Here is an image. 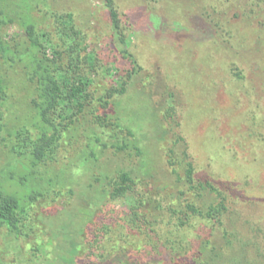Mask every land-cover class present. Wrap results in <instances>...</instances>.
Segmentation results:
<instances>
[{"label":"rangeland","instance_id":"1","mask_svg":"<svg viewBox=\"0 0 264 264\" xmlns=\"http://www.w3.org/2000/svg\"><path fill=\"white\" fill-rule=\"evenodd\" d=\"M48 1L49 5L41 6L34 15L60 44V49L64 50V41L72 42L74 29L63 27L58 15L71 14L72 25L84 35L82 46L96 48L104 60L119 62L108 43L113 32L104 0ZM115 2L127 43L144 69L131 80L125 94L112 99L111 113L134 131L135 137L130 139L138 140L144 148V157L153 165L157 183L165 184L168 177L166 151L172 131L165 135L163 129L170 127L164 117L170 102L181 107L176 118L185 124L188 139L201 161L205 162L213 152L216 167L224 175L241 172L254 178V188H247L245 197H240L234 206L237 218L233 227L236 231L241 228L238 234L241 240L224 249L220 264H264V136L257 135L264 131V123L261 116L253 121L246 116L253 106L246 101L264 98V3L243 16L239 6L225 8L221 0L218 8L226 15L223 21L233 29L232 34L216 25L214 19L219 13L207 14L211 10L210 0ZM6 32L11 43L23 39L22 29L17 25ZM245 42L248 45L241 57L250 64L247 78L240 86L230 75L231 64L226 66L223 49L234 46L236 53L243 50ZM111 65L105 64L99 73L92 75L93 104L64 132L51 158L35 168L40 184L32 176L25 184L19 179L26 173L22 165L28 160L20 153L27 144L18 133L23 132L25 125H29L31 132H37L31 126L36 115L33 85L17 65H4L9 98L0 140V174L7 182L14 175L12 189L23 198L27 211L20 231L0 225L2 264H85L88 230L104 199L96 177L114 173L123 166L136 167L139 162L135 155L116 152L112 144L117 138L111 136L112 130L97 128L90 112L99 106L97 98L119 80L114 69L108 70ZM166 89L175 92V97L170 98ZM95 131L108 147L95 142ZM255 187L263 188L260 191ZM35 188L43 194L30 200ZM243 219L249 220L250 225L243 226ZM216 241L220 244L226 241L221 232ZM121 259L114 256L91 264H121Z\"/></svg>","mask_w":264,"mask_h":264},{"label":"trees","instance_id":"2","mask_svg":"<svg viewBox=\"0 0 264 264\" xmlns=\"http://www.w3.org/2000/svg\"><path fill=\"white\" fill-rule=\"evenodd\" d=\"M220 1L210 0L211 10H207V14L219 13L214 19L216 25L224 32L233 34V29L223 21L226 15L218 8ZM104 2L113 32L108 43L111 52L120 59L119 62L104 60L96 48L83 47L84 35L73 26L71 14L58 15L63 27L74 29L72 42L64 41V50L60 49V44L48 34L34 15L41 6L49 5L48 0H0V140L9 98L4 65H17L32 83L36 95V115L31 126L37 132H31L29 125H25L23 132L18 133L23 143L27 144L25 150L20 151L23 158L28 160L22 165L26 173L19 176L20 182L25 184L31 176L32 180L38 178L35 168L51 158L64 132L93 104L95 97L91 88L95 79L92 75L99 73L105 64H113L108 70L114 69L119 80L97 98L99 106L93 107L90 112L97 128L103 130L109 127L112 130L111 136L117 138L112 144L116 152L135 155L139 162L136 167L123 166L114 173L105 172L96 177L104 199L88 230L86 243L89 252L84 263L91 264L94 260L104 262L119 256L122 257L121 264H220L224 249L233 247L241 240L238 236L242 232L241 228L236 231L233 227L237 218L234 206L240 197H245L247 188H254L256 181L247 173L224 175L216 167L213 152L205 162L201 161L202 158L197 156L188 139L185 124L176 118L182 111L181 107L170 102L164 112L170 127L163 129L165 135L172 131L166 151L168 177L165 184L157 183L152 172L154 167L144 157V148L138 140L130 139L135 137L134 131L111 113L114 104L112 99L127 92L131 80L144 66L127 43L126 31L115 0ZM262 3L264 0L221 2L225 8L229 5L239 6L243 16L256 11L255 8ZM16 25L21 27L23 39L11 43L6 31ZM247 42L242 45L243 50L236 53L232 49L234 46L223 49L226 66L231 64L230 75L240 86L247 78L250 64V61L241 57ZM211 59L213 57L210 56ZM166 92L170 98L175 97V92L167 89ZM246 102L253 103V106L258 104L249 107L247 118L253 121L261 116L264 123V98L248 99ZM258 107L263 108L257 111ZM257 135L264 136V131L260 130ZM121 136L126 138L120 140ZM93 138L104 147L109 146L102 141L98 131L93 133ZM92 154L95 155V151ZM1 176L0 225L18 232L27 209L23 198L12 189L14 175L10 176L9 182L3 181ZM40 181L41 178L37 183ZM263 187L255 188L262 191ZM41 194L35 188L29 198L34 200ZM241 223L243 226L250 225L246 219L241 220ZM244 231L249 234L245 228ZM220 232L223 240H226L223 244L216 241Z\"/></svg>","mask_w":264,"mask_h":264}]
</instances>
